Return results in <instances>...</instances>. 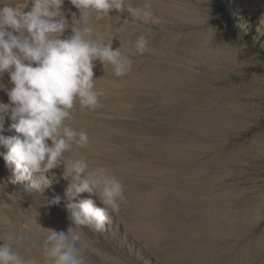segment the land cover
<instances>
[{
    "label": "rangeland",
    "instance_id": "374dc122",
    "mask_svg": "<svg viewBox=\"0 0 264 264\" xmlns=\"http://www.w3.org/2000/svg\"><path fill=\"white\" fill-rule=\"evenodd\" d=\"M145 2L125 0L122 10L90 21L94 39L133 61L134 79L128 91L112 82L118 101L100 100L95 109L77 103L78 112L116 127L91 131L66 121L89 143L83 154L73 146L59 167L75 159L117 167L124 201L97 233L13 195L5 212L15 232L34 241L17 251L34 257L45 230L71 228L87 248L86 264H264V0H147V17L136 13ZM62 10L73 29L79 11L70 0ZM140 36L148 40L143 54ZM172 78L174 90L163 88ZM9 79L5 73L0 83L11 88ZM122 123L131 124L132 143L108 137L107 129L121 134ZM7 169L0 184L12 176ZM59 181L69 186L64 176ZM87 196L71 195L65 210Z\"/></svg>",
    "mask_w": 264,
    "mask_h": 264
},
{
    "label": "clouds",
    "instance_id": "9594fccd",
    "mask_svg": "<svg viewBox=\"0 0 264 264\" xmlns=\"http://www.w3.org/2000/svg\"><path fill=\"white\" fill-rule=\"evenodd\" d=\"M65 0H24L17 7L15 0H0V78L7 73L11 88L0 83L9 104L0 103V113H11L9 131L16 135H0V153L12 176L0 184L2 194L9 184L33 182L26 188L41 193L50 187L64 160V154L75 146L84 148L89 143L86 132L77 131L66 121L73 118L77 103L82 108L95 109L102 92L95 88L94 68L99 61L110 66L113 75L122 77L133 61L113 50L111 44L94 39L90 21L110 17L112 10L125 8V0H70L80 17L72 13L76 25L72 35L65 36L68 20L62 10ZM15 4V6H13ZM31 5L29 11H25ZM152 5L145 2L136 13L149 15ZM117 19H119L117 17ZM148 40L140 36L136 41L139 54L147 50ZM49 141L51 143H49ZM85 159H75L65 165L64 178L69 180L66 195L87 198L78 205L67 204L66 211L75 226H83L102 233L106 230L109 210L116 212L124 201V187L104 168L89 172ZM33 177L36 179L33 180ZM99 199L103 207L97 206ZM61 203L54 196L49 205ZM6 222V221H4ZM43 260L21 255L24 234L0 229V264H86L87 248L78 233L45 230Z\"/></svg>",
    "mask_w": 264,
    "mask_h": 264
},
{
    "label": "bare ground",
    "instance_id": "6f19581e",
    "mask_svg": "<svg viewBox=\"0 0 264 264\" xmlns=\"http://www.w3.org/2000/svg\"><path fill=\"white\" fill-rule=\"evenodd\" d=\"M26 9H28V8H26ZM126 28H128V25H126L125 29ZM71 34H73L72 29L67 26L66 31H65V36H69ZM134 71L135 70H134V65H133V71L131 73L129 71L126 75L116 79L117 77L111 73H108V69L105 68L103 65H96V67L94 68V79H98V80L95 81V88L97 89V87H98L99 89H97V90L102 92V95L99 97V101L100 100H105V101H118V100H120V97L118 95H114V93L110 92V90L114 88V85L112 82L115 80H120L122 82V84L125 86L124 91H128V89L132 88V83H131L130 79H134V77L132 76ZM174 77H176V75ZM172 81H174L173 78L171 79V81L168 84H164V87L163 86L162 87L163 88L167 87L171 90H174V88L176 87L177 81L175 80L176 83H173ZM122 98H124L126 100L125 97H122ZM0 103H3V104H9L10 103L8 96L3 91H0ZM122 110L124 112H131L132 111L130 108H123ZM10 117H11L10 111L5 112V113H0V135H4V136L16 135V133L14 131L8 130L9 125L12 123V120ZM71 121H75L76 126L84 127V128H87L91 131H93V130L102 131L103 128L106 127L107 124L108 125L113 124L116 127V123L108 122L106 124L105 122H102L99 118H95V117L91 116L90 114L78 112L77 108H75L73 111V118L71 119ZM121 126H122V133L121 134L118 133V131L115 129H112V130L107 129L106 132H107L108 137L113 141H118L119 138H121V137H127L128 142L132 143L134 140L132 139V137H130L131 134L133 133V128H132L131 124L122 123ZM49 143H51V142L49 141ZM143 148H145V145L143 146ZM2 152H6V149L3 146H0V153H2ZM77 153L83 154V152L80 149H77ZM87 154L88 153H84V155L87 157L90 156V157L98 158L95 154H91V153L89 155H87ZM108 167H109L108 171H107L108 174L111 176H114L117 180H119L120 175L117 171V167H115V166H108ZM97 168H99V165L89 164L88 171L93 172ZM53 172L55 175L49 177V179L52 181L50 187L45 188L42 193L36 189H32L30 192L26 191V188L30 184L29 185L28 184L12 185V186L6 188L5 192L9 195L14 194L15 198H23L25 200L29 199V197H31V200L35 201L36 203H39V204H36V207L38 209H41L42 211L50 210L52 212L53 211L54 212L55 211H61V213H66V215H68V217H69V213L65 210V207H64V201H65V199H67L71 195H68V196L66 195V190L68 189V186L64 183H60V181H59V179L61 178V175L64 176L65 168H63V167L61 169L58 168V169L53 170ZM4 174L5 175L9 174V172H8L7 165H6L3 157L0 156V180L1 181L3 179V176H5ZM9 185H11V184H9ZM6 190H8L9 193ZM19 193H21V194H19ZM57 195L61 197V203L59 205H56V206L49 205L48 201ZM12 199L13 198H11L10 196H8L6 194H2V190H0V229H9V230L15 232V228L17 226L13 222L14 220L12 221L7 216V212H5V211L10 210V208L7 206V200L11 201ZM75 199H77V197ZM21 201L16 200V201H14V203L15 202L22 203ZM73 204H77V203H73ZM22 205H25V204H22ZM30 211H32V210H30ZM58 213H60V212H58ZM4 221H6V222H4ZM16 233H17V231H16ZM33 237H36V236H33ZM238 241H239V239L237 237L236 243ZM29 242L34 244V241H32V238H30V236L27 238L26 241L23 242V245L21 247L17 248V250L21 249L22 247H24V245H26ZM3 243H4V241L0 240V245H2ZM35 243H37V242H35ZM241 256H243V254ZM34 257H36L38 259H42L43 258V250H41L40 252H35ZM238 259H240V257ZM251 264H256V263H251Z\"/></svg>",
    "mask_w": 264,
    "mask_h": 264
}]
</instances>
